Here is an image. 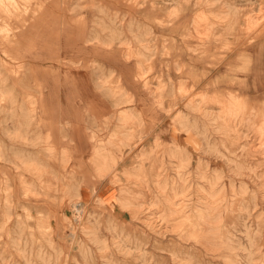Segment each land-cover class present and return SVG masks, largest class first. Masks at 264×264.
Returning <instances> with one entry per match:
<instances>
[{
  "label": "rangeland",
  "instance_id": "obj_1",
  "mask_svg": "<svg viewBox=\"0 0 264 264\" xmlns=\"http://www.w3.org/2000/svg\"><path fill=\"white\" fill-rule=\"evenodd\" d=\"M262 3L0 0V264H264L263 76L249 80L260 90L243 92L231 130L216 103L221 85L242 84L230 75L240 44L262 42ZM94 150L117 160L106 176ZM125 169L135 177L122 197L141 203L136 218L93 196L77 201L86 208L78 224L75 187L117 189ZM172 208L218 231L216 249L173 231L179 217L162 218ZM205 210L214 220L196 222Z\"/></svg>",
  "mask_w": 264,
  "mask_h": 264
},
{
  "label": "bare ground",
  "instance_id": "obj_2",
  "mask_svg": "<svg viewBox=\"0 0 264 264\" xmlns=\"http://www.w3.org/2000/svg\"><path fill=\"white\" fill-rule=\"evenodd\" d=\"M262 4H263V10H264V0H262ZM242 3V2H241ZM260 7V6H259ZM264 13V11H263ZM261 19V18H260ZM198 21V23H204L205 20H204V17L203 15L202 16H199L196 20V22ZM251 21V20H250ZM261 21V20H260ZM259 22V21H258ZM257 23V22H256ZM263 23V22H262ZM255 25V24H254ZM261 25V24H260ZM259 25V26H260ZM258 26V27H259ZM223 27V26H222ZM220 28V27H219ZM218 28V29H219ZM256 29V28H255ZM255 31V30H254ZM253 31V32H254ZM205 34V32H204ZM252 34V33H251ZM251 34H249V37L251 36ZM260 34V35H259ZM258 38H261V43H258L257 44V41H250L244 45H241L240 44V47L237 51V56H236V61H235V65L232 67L234 68V71H230L231 72V77H232V81H238L239 83L242 82V84H239L236 85V86H233L232 85V82H228V83H225L226 86H222L219 87L218 90L222 91V93H224L225 91V95L223 94V97L219 100H217V104L220 105V108H219V113H218V118L221 119L222 121H224V125H223V128L225 130H231L230 126L227 124V122H229L230 120H234L235 118H237L240 114H244L243 112H245V104L248 103L246 101H248V99L245 97L243 99L242 95H243V92H257L258 90H260V87L258 84H253L255 86H250L249 87V80H253V81H257V78L260 76H263L261 77V79L259 80V82H262V89L264 91V27L262 28V30L258 33ZM229 40V39H228ZM246 40V39H245ZM244 40V41H245ZM244 42L242 41V44ZM141 44V43H140ZM145 44V43H144ZM131 45V44H130ZM238 48V47H236ZM233 51V50H232ZM131 57V56H130ZM133 58V57H132ZM260 61H263V64L260 65ZM217 67V66H216ZM229 67V66H228ZM228 72V71H227ZM229 74V73H228ZM211 75V74H210ZM144 77V76H143ZM154 79V78H153ZM107 82V81H106ZM247 83V84H246ZM193 85H196V83H194ZM180 87V86H179ZM225 87V88H224ZM233 87H237L238 89L237 90H234ZM186 92V91H185ZM190 92V91H189ZM193 93V92H192ZM190 94V93H189ZM248 95V94H247ZM188 96V95H187ZM191 96V95H190ZM159 97V96H158ZM186 98V97H185ZM188 98V97H187ZM190 98V97H189ZM246 99V100H245ZM187 100V99H186ZM185 100V101H186ZM128 103V102H127ZM203 107V106H202ZM130 108V107H129ZM126 109V108H125ZM202 109V108H200ZM199 109V110H200ZM122 112V111H121ZM95 113V112H94ZM253 113V112H252ZM122 114V113H121ZM171 114V113H170ZM125 115H127L128 117H131L130 115L131 112H125ZM262 115H264V112L262 113ZM133 116V115H132ZM170 116V115H169ZM248 116V115H247ZM252 122V121H251ZM234 126V125H233ZM172 129V128H171ZM73 130H75L77 133H78V136L80 138H82V135L80 134L81 133V130L79 129L78 125L75 126L73 128ZM172 131V130H171ZM256 131L258 133V135H260V137H262L264 135V116L262 118V121H261V124L259 126L256 127ZM255 133V135L257 134ZM77 136V137H78ZM91 139H94L95 140V135L94 133L91 134ZM146 139V138H145ZM262 139V140H261ZM49 140V139H48ZM253 140V138H252ZM129 139L126 140H123L121 143L122 145H128L129 144ZM140 142V141H139ZM138 142V143H139ZM157 142V141H156ZM158 143V142H157ZM259 149H258V152H260L262 155H264V139L263 138H260V142H259ZM78 144V143H77ZM138 145V144H136ZM135 145V146H136ZM162 143L161 144H156L157 147H160V148H163L162 147ZM191 145V144H190ZM134 146V147H135ZM251 146V145H249ZM79 147V145H78ZM77 147V149H78ZM129 147V146H128ZM126 148V147H125ZM144 148V146L142 147ZM136 149V148H135ZM254 149V148H253ZM256 149V148H255ZM79 150V149H78ZM134 151V150H133ZM157 153V152H156ZM152 155V154H151ZM161 153H157V154H154L153 153V157L157 158V157H160ZM232 155V154H231ZM132 156V154H131ZM136 156V155H135ZM127 157V156H126ZM125 157L122 158L124 160H126L127 158ZM134 158V157H133ZM136 158V157H135ZM151 157H149V153L145 155V160H150ZM158 159V158H157ZM143 159V161H145ZM92 162V166H94V168L97 167V172L100 173L102 176H106L107 173L110 172L111 170V166H110V161H112V164H114V162L117 160H115L110 154H101L98 150H94L93 152V155H92V158L90 160ZM119 162L122 161V160H118ZM133 161V160H131ZM135 162V161H134ZM142 162V161H141ZM122 163V162H121ZM133 165V162H131ZM138 163V162H136ZM147 163V162H145ZM144 163V164H145ZM135 164V163H134ZM140 164V163H139ZM143 164V163H142ZM143 164V165H144ZM130 165V164H129ZM157 165V164H156ZM128 166V165H126ZM31 167V166H30ZM129 167V166H128ZM132 167V166H131ZM36 170H38V167H34ZM144 168V167H143ZM160 168V166H159ZM163 168V167H162ZM116 169V168H115ZM137 172H140L142 173V168H136ZM134 170V171H136ZM174 170V169H173ZM120 171L117 172V175L115 176V179L117 178V183L118 181L121 183L122 180H125L127 178H130L127 181L126 184H120L118 186H124L123 188H119L118 186H115L117 189H120L119 191H117V189H114V187L112 186H108V188L104 189V190H100V191H96V187H92V188H89L88 185H79L78 187H75L74 189V194L71 196L70 200L72 202V205L74 206V210H75V213L73 215H75V217L73 219H75L77 222H79L78 224H80V222L84 219L85 217V209L83 208V206L81 207L80 205V202H77L78 200H80L81 202H86L88 201L89 197H96L97 199V203L98 205L102 206V207H109L111 205H114L116 203H119L121 206H124V207H128L129 209V212H130V216L131 218L132 217H135L137 216V214L140 213L139 211V208L142 206L138 204H132L130 201L134 200L133 198H131V200H125L123 197H122V193L125 192V190H128V184H131V178L130 176L132 177H135V174H133L131 172V170L129 169H125V171L123 173H119ZM151 172V170H150ZM178 172V171H177ZM116 173V172H115ZM136 173V172H135ZM159 173V172H158ZM164 173V172H163ZM112 174V173H111ZM121 174H124L122 176H118V175H121ZM157 174V173H156ZM140 175V174H137V176ZM44 176V175H43ZM127 176V177H126ZM161 176V174H160ZM144 175L141 177L143 178ZM152 177V176H151ZM110 178V177H109ZM137 178V177H136ZM158 178V176H157ZM107 179V178H106ZM114 179V177H113ZM138 179V178H137ZM146 179V178H145ZM155 179V178H154ZM165 179V178H164ZM182 179V178H181ZM111 180H112V177H111ZM142 180V179H141ZM141 180L140 181V185H141ZM158 180V179H156ZM155 180V181H156ZM166 180V179H165ZM134 181V180H133ZM138 181V182H139ZM30 182V181H29ZM158 182V181H156ZM146 183V182H145ZM28 184V183H27ZM103 184V183H102ZM148 183H146L147 185ZM145 184H142V186H144ZM157 185V183L155 184ZM154 185V188L156 187ZM140 186V188L142 187ZM158 186V185H157ZM144 187H147V186H144ZM160 187V186H159ZM235 187V186H234ZM130 188V186H129ZM158 188V187H157ZM263 188H264V185H263ZM160 189V188H159ZM158 189V190H159ZM222 190V189H221ZM27 191V190H25ZM135 191V190H134ZM149 191V189H148ZM218 191V190H217ZM32 192V191H31ZM137 192V191H135ZM139 192H142V191H139ZM164 192H165V189H164ZM221 192V191H220ZM219 192V193H220ZM27 193V192H26ZM33 193V192H32ZM147 193V191H146ZM162 194V192H160ZM208 193V192H207ZM218 193V194H219ZM239 193V192H238ZM165 194V193H164ZM163 194V195H164ZM143 195H145V193H143ZM26 196V195H25ZM129 196V195H128ZM146 196V195H145ZM149 196V195H148ZM215 195L214 194H208V198L210 200H213L215 199ZM238 197V196H237ZM47 198V197H46ZM59 198V196H58ZM63 198V197H62ZM145 198V197H144ZM5 199V198H4ZM93 199V198H92ZM154 199V198H153ZM198 199V198H197ZM208 199V200H209ZM52 200V199H51ZM63 200V199H62ZM67 200V198H66ZM152 200V199H151ZM10 201V200H9ZM54 201V200H53ZM61 201V200H59ZM68 201V200H67ZM141 202H145L144 200H140ZM148 201V200H147ZM69 202V201H68ZM91 202V201H90ZM93 202V201H92ZM116 202V203H115ZM165 202V201H164ZM202 202V201H201ZM200 202V203H201ZM223 201H221V204H222ZM251 202V201H250ZM78 203L80 204L78 206ZM208 203V202H207ZM224 203V202H223ZM245 203V202H244ZM59 204V203H58ZM203 204V203H202ZM209 204V203H208ZM215 204V203H214ZM213 204V205H214ZM255 204V203H253ZM62 205V203L60 204ZM204 205V204H203ZM219 205V204H217ZM11 206V205H10ZM206 205H204L205 207ZM222 206V205H221ZM68 207L70 208V204L68 205ZM67 207V208H68ZM162 207V206H160ZM142 208V207H141ZM140 208V209H141ZM148 208V207H147ZM209 208V207H208ZM66 209V208H65ZM149 209V208H148ZM146 209V211L148 210ZM158 209V207L156 208ZM184 209V208H183ZM214 209H215V205H214ZM234 209V208H233ZM69 210V209H68ZM73 210V212H74ZM160 210V209H159ZM213 210V209H212ZM219 210V209H218ZM88 211V210H87ZM145 211V212H146ZM207 211V210H205ZM236 211V210H235ZM72 212V211H71ZM208 213L207 214H202L201 216L200 215H196V222L198 221H201L203 222L204 224H206L207 221H210V220H214L212 219V217L214 216L213 213L212 215H208L210 214L209 211H207ZM212 212V211H211ZM214 212V211H213ZM9 213V212H8ZM163 213V212H162ZM179 211L175 210V209H169L167 212H164V214L162 215V218L163 220L165 221H169V220H175L176 217H179L178 214ZM220 213V212H218ZM242 213V212H241ZM88 214V212H87ZM159 215V214H158ZM222 215V214H221ZM221 215L219 217H221ZM140 216V215H139ZM239 216V215H238ZM241 217V216H240ZM243 217V216H242ZM214 218V217H213ZM225 219V218H224ZM74 220V222H75ZM140 220V219H139ZM157 220V218H156ZM221 220V218H220ZM223 220V219H222ZM226 220V219H225ZM59 221V220H58ZM146 221V220H145ZM191 222L188 217H179L176 221H175V224L173 225V231H181V234L180 236L184 238V240H190V241H193L195 243H198L200 245H203L205 248H208L210 250H215L216 247V243L219 241H217V236H216V230L213 229V228H209V229H205L202 228V227H198V225L194 224V223H188V222ZM246 221V220H245ZM140 222V221H139ZM142 222V221H141ZM187 222V223H186ZM217 222V220H216ZM233 222V221H232ZM82 223V222H81ZM151 223V222H150ZM186 223V224H185ZM149 224V223H148ZM154 224V223H153ZM244 224V223H243ZM83 225V224H82ZM233 225V224H232ZM84 226V225H83ZM171 226V224H170ZM73 227V225H72ZM85 227V226H84ZM84 227H82L84 229ZM87 227V226H86ZM234 227V226H233ZM244 227V226H243ZM239 228V227H238ZM69 230V229H67ZM70 230H71V227H70ZM78 230V226H77V229ZM165 230V229H164ZM219 230V229H218ZM223 230V229H222ZM225 230V229H224ZM239 230V229H238ZM171 231V230H169ZM220 231V230H219ZM240 231V230H239ZM244 232V231H243ZM172 233V232H171ZM247 233V232H246ZM68 234H71L72 236H75L76 233H75V230H72L71 233H68ZM218 234V233H217ZM230 234V233H229ZM71 235L69 237H71ZM89 235V234H88ZM234 236V235H233ZM247 236V235H246ZM129 237V236H128ZM252 237V236H251ZM72 238V237H71ZM76 238V237H75ZM182 239V238H181ZM221 239V238H220ZM222 240V239H221ZM238 240V239H237ZM231 240L229 239V242ZM239 241V240H238ZM223 242V241H222ZM254 242V241H253ZM72 243V242H71ZM249 243V242H248ZM73 244V243H72ZM227 244V243H226ZM237 244V243H236ZM250 244V243H249ZM225 245V244H224ZM173 246V245H172ZM241 246V245H240ZM238 247V246H237ZM252 247V246H251ZM89 248V247H88ZM179 248V247H178ZM204 248V249H205ZM241 248V247H240ZM239 249V248H238ZM178 250V249H177ZM185 250V249H184ZM237 250V249H236ZM180 251V249H179ZM208 252V251H207ZM195 254V253H194ZM249 254V253H247ZM197 255V254H196ZM202 255V254H200ZM180 256V255H179ZM157 257V256H156ZM172 257V256H171ZM175 257V256H173ZM184 258V257H183ZM181 259V257H180ZM177 261V260H176ZM226 261V260H225ZM192 262V261H191ZM198 262V261H197ZM233 262V261H232ZM68 263V262H67ZM204 263V262H203ZM208 263V262H207Z\"/></svg>",
  "mask_w": 264,
  "mask_h": 264
}]
</instances>
